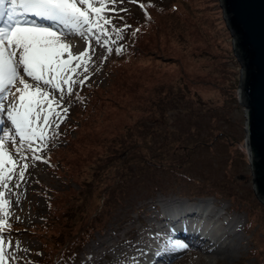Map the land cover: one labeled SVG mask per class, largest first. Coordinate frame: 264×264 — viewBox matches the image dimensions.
Wrapping results in <instances>:
<instances>
[{
	"label": "rangeland",
	"instance_id": "rangeland-1",
	"mask_svg": "<svg viewBox=\"0 0 264 264\" xmlns=\"http://www.w3.org/2000/svg\"><path fill=\"white\" fill-rule=\"evenodd\" d=\"M89 2L99 6L95 0ZM141 2L145 11L132 0H117L119 15L112 23L119 28L126 22L131 28L124 32L123 40L111 45V53L91 41L95 54L89 72L77 70L78 77L74 74L79 79L84 75L90 78L83 86L77 85L73 95H65L64 104L71 103L58 135H49L39 153L43 159L29 157L26 182L13 189L16 195L5 190L10 196L0 208V219L11 221L4 224L5 229L14 226L11 243H15V251L5 253L4 264H31L48 253L50 260L42 264H67L75 256L73 264H132L131 242L140 231L149 237V252L157 242L150 234L155 228L148 227L152 224L151 201L165 209L169 204L165 206L164 202L186 197L178 193L186 191L193 192L194 200L199 195L194 192L200 191L206 197H215V203L221 198L223 205L231 203L235 211L229 207L227 211L234 219L229 224L232 231L222 241L231 245L232 257L218 262L203 260L202 256L208 257L189 246L169 264H264V203L252 185L245 111L238 99L241 65L233 52L221 2ZM121 8L126 11L120 12ZM136 29L139 31L133 36ZM77 35L87 46L90 37ZM104 39L101 37L102 43ZM112 39H116L114 35ZM75 43L78 46L74 52L84 49ZM121 44L123 51L117 53L115 49ZM28 82L34 83L31 79ZM48 90L51 95L52 90ZM3 125L5 122L1 128ZM184 170L190 180L175 176ZM188 181H201L207 189ZM153 183L164 187V193H150ZM96 185L97 189L90 191ZM105 189L115 204L108 206L110 211L102 219L108 208ZM69 193L71 198L66 201ZM85 195L91 196L86 200L90 208L86 212ZM75 205H79L78 214L84 215L78 232L83 226L86 231L91 222L94 226L84 238H77V234L75 244L79 241L81 245L72 258L64 256L71 239L48 237L55 227L67 232L63 218L74 213ZM173 207L166 209L170 213L177 209ZM101 208L100 217L93 218V212ZM173 212L179 213L178 209ZM159 242L155 247H165ZM145 254L148 252L139 256Z\"/></svg>",
	"mask_w": 264,
	"mask_h": 264
},
{
	"label": "snow or ice",
	"instance_id": "snow-or-ice-1",
	"mask_svg": "<svg viewBox=\"0 0 264 264\" xmlns=\"http://www.w3.org/2000/svg\"><path fill=\"white\" fill-rule=\"evenodd\" d=\"M95 3L99 6H94L89 0H0V114H5L12 126L0 135V198L5 196V190L16 195L13 189L26 182L29 153L32 160L43 159L39 153L46 146L49 135L52 138L58 135L59 124L71 103L64 104L65 95H73L75 87L83 86L90 78L89 75H84L83 79L76 77L79 75L77 70L89 72V62L95 54L91 41L94 39L96 44L111 53V45L123 40L124 32L131 28L126 22L119 28L112 23L119 15L117 0H95ZM119 11L125 12L126 9ZM105 13L115 15L105 16ZM30 15L49 23H37L28 19ZM119 19L124 21L123 16ZM138 31L136 29L132 35ZM77 33L90 38L82 51L74 52L78 45L70 38ZM101 37H105L103 43ZM115 50L120 53L123 45ZM26 78L34 83L30 84ZM13 87L15 92H12ZM30 88L34 90L29 92ZM10 93L13 100L6 108L4 100ZM15 93L20 95L16 97ZM37 93L46 98L50 116L42 117L45 105L37 99ZM75 95L79 97L78 92ZM6 141L11 143L16 159L5 150ZM6 203L8 201L0 203V208ZM4 224L0 219V245L4 243ZM8 243L10 246L11 241ZM6 259L5 249L0 247V264H4Z\"/></svg>",
	"mask_w": 264,
	"mask_h": 264
},
{
	"label": "water",
	"instance_id": "water-1",
	"mask_svg": "<svg viewBox=\"0 0 264 264\" xmlns=\"http://www.w3.org/2000/svg\"><path fill=\"white\" fill-rule=\"evenodd\" d=\"M239 60L238 99L253 189L264 203V0H220Z\"/></svg>",
	"mask_w": 264,
	"mask_h": 264
},
{
	"label": "bare ground",
	"instance_id": "bare-ground-1",
	"mask_svg": "<svg viewBox=\"0 0 264 264\" xmlns=\"http://www.w3.org/2000/svg\"><path fill=\"white\" fill-rule=\"evenodd\" d=\"M44 22L45 21L38 22V23H44ZM1 25L2 24L0 22V26ZM73 37L76 38V39L71 40L73 43H75V42L78 43L79 42L78 44L82 45L83 47H86L84 43L83 44L80 43V42H82L81 37L79 38L78 35L73 36ZM61 39L63 41V38H61ZM26 79L29 81L30 78H26ZM17 86H19L20 88H23V85L17 84ZM33 90L34 89L30 88L28 91L31 92ZM12 92H15V87H13ZM15 95H16V97H18L20 95V93H15ZM37 99L41 100V102L45 105L44 112L42 113V117H43V115L50 114L48 112V105L46 103V98H41L39 96V94L37 93ZM12 100H13V96L10 93L7 96V98L4 100V104H5L6 108L12 102ZM17 104H18V100H17ZM0 117H3L4 121H6V123H7V128H6L5 131L9 130L12 126H11L10 122L7 121L6 115L5 114H0ZM38 131H39V129H38ZM4 148L9 153L11 151L10 155H13L14 159L17 158L16 155H15L14 149L12 148L11 143L9 141L5 142ZM30 156H31V153H29V157ZM29 166H30V163H29ZM18 170L19 169H17V171ZM17 174H18V172H17ZM8 195L10 196V194H8ZM8 195H7L6 191H5V196L2 197V201H5V200L7 201V199L9 198ZM0 200H1V198H0ZM13 200H14V198H13ZM211 200H213V199H211V198H209V199H198V201H196V203H195V206H191L190 204L181 203L180 206L176 205V208L178 209L179 213L175 214L173 212V211H176L177 209L176 210L172 209V211L170 213H166V215L168 216V220H166L165 223H163L161 226H163V231L165 232V234H167V236L162 237L160 242H159L161 245L163 244V246H165L163 248L176 247L178 239L179 240L180 239H187V237L189 236L190 238H193V240H194V242L190 241V243H192V244H189V246H192V249H196V250L200 251L202 254L204 253V255L206 257H208L206 259L204 256H202L203 260L205 259V260H209L211 262L212 261L218 262L219 260H225V258L226 259H231L232 253L230 252V249L232 247H231V245H229L227 243L225 244L224 241H222L221 238L223 236L222 233H225L224 235H226V238H229V236H228L229 232L226 233L224 228H225V226H227V225H229L230 223L233 222V220H234L233 218H231L229 220L227 225H222V227H220V229H222V231H220V232H217V231L213 232L212 230H209L208 232L204 233L201 230L197 231V230L193 229V230L190 231L191 228H188L190 226V224H191L192 219L195 220L196 218H198L197 224H199L202 221V225H201L202 226L201 227L202 230H207L209 228V227H207L208 226L207 224L210 223L209 220L212 218L211 217L212 214H210L212 212V210L210 209L209 211H207L205 213L206 216H204L203 214H199V209L202 208L199 205L208 204V202L215 203L214 201H211ZM7 207L8 206H6V208ZM167 207H169V206H167ZM9 209L10 208H8V210ZM227 209L228 208L226 207V210ZM3 212H5V211H3ZM19 212L20 211L18 210V213ZM225 213H226V211H225ZM200 218H202V219H200ZM4 222L5 223H8V222L10 223L11 221L9 219H6V221H4ZM169 224H171V227L173 228V230H171V228L169 227ZM13 227L14 226H11L10 229L8 227H6L7 229H5V232H4V243H3V245H0V247H3L5 249V253H8V252L12 253V252L15 251V248L13 246L15 243L14 244L11 243L10 246H9V243H8L9 241H11V238L13 237V234L11 233V230H13L12 229ZM16 236L18 237V236H20V234H17ZM168 236H172V237L174 236V237L171 238V237H168ZM205 240L209 241L210 243H205ZM148 241H149V237L144 231H140L139 235L137 236V238L132 240V242H131V250L134 252V255L132 253L134 260L136 259L137 256L143 255L145 252L146 253L148 252V254H152L153 253V252L146 251L147 249L144 248V247H146V245H147L146 243H148ZM16 247H17V245H16ZM143 248H144V250H143ZM157 256H159V253L157 254Z\"/></svg>",
	"mask_w": 264,
	"mask_h": 264
},
{
	"label": "trees",
	"instance_id": "trees-1",
	"mask_svg": "<svg viewBox=\"0 0 264 264\" xmlns=\"http://www.w3.org/2000/svg\"><path fill=\"white\" fill-rule=\"evenodd\" d=\"M161 171V170H160ZM181 173H186L185 172V170L184 171H181ZM178 175V173L175 175V176H177ZM178 178H180V177H178ZM181 179H183V180H185L184 178H182L181 177ZM158 180H159V178H158ZM97 185L95 186V188H92V189H90V191H93V190H96L97 189ZM152 187H153V190H152V192H150V193H153L154 191H156V190H160L161 192H164V191H162V189L164 188V187H160V185L158 184V183H153L152 184ZM106 191L108 190V189H105ZM95 193V192H94ZM187 193H189L188 191H186L185 192V194H187ZM106 195L108 196V198L106 199V202H107V207L109 206V207H113V205L115 204L114 203V201L113 200H109V198H110V196H109V192L107 191V193H106ZM71 194L69 193L68 194V198H67V200L66 201H68L71 197ZM92 197H94V196H92ZM89 199H91V196H86L85 195V199L83 198V203H85L84 204V212H86V211H88L90 208H89V205H88V202L86 203V200L88 201ZM109 200V201H108ZM74 203H75V200H74ZM74 203H73V205H74ZM82 203V204H83ZM106 203H104L103 205H105ZM70 205V204H69ZM68 204H65V206H69ZM76 207H77V209H75L74 210V213H68V214H66V216L63 218V220H65V223H63V226L64 227H66V231L67 232H61L60 230H57V227H55V229H53V232H52V234H50L49 235V237L48 238H52L51 240H61V241H63V239H64V236H65V238L66 239H71V243H70V245H69V248L66 250V252H65V254H64V256L65 255H72V258L75 256V250H76V247H79L80 245H81V242H79V241H77V243L75 244V241L76 240H74L75 239V237L77 236V234H80L77 238H84L85 237V234L86 233H88V229H92L93 228V224H92V222L88 225V229L85 231V229H86V226H83V227H81L80 228V230L82 231V232H78V230H79V226H78V224H79V222L81 221L80 219H81V217H83L84 215H82V216H80L78 213H79V208H78V206L79 205H75ZM74 207V206H73ZM109 207L108 208H106L105 209V211L103 212V218L102 219H106L105 218V215L107 214V212L108 211H110L109 210ZM102 211V208L100 209V211H94L93 212V218H98V217H100V212ZM99 213V214H98ZM105 213V214H104ZM98 214V215H97ZM74 216V217H73ZM59 217H57V219H58ZM94 220V219H93ZM95 221V220H94ZM63 226L61 225V230H63ZM53 235V236H52ZM73 244H75V246L73 247ZM53 247H54V244L52 245ZM72 246V247H71ZM46 246H44V248H45ZM50 252V251H49ZM45 255V257L44 258H38V259H36V260H33V262H32V264H42V262H46L47 263V261H49L50 259H49V256H50V254L48 253V254H44Z\"/></svg>",
	"mask_w": 264,
	"mask_h": 264
}]
</instances>
